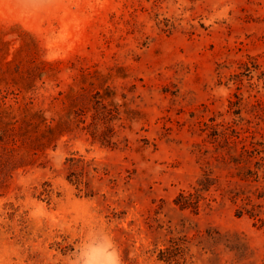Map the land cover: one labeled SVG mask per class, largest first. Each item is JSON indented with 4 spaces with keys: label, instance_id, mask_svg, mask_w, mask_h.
<instances>
[{
    "label": "rangeland",
    "instance_id": "rangeland-1",
    "mask_svg": "<svg viewBox=\"0 0 264 264\" xmlns=\"http://www.w3.org/2000/svg\"><path fill=\"white\" fill-rule=\"evenodd\" d=\"M93 217L124 264H264V0H0V264Z\"/></svg>",
    "mask_w": 264,
    "mask_h": 264
},
{
    "label": "clouds",
    "instance_id": "clouds-1",
    "mask_svg": "<svg viewBox=\"0 0 264 264\" xmlns=\"http://www.w3.org/2000/svg\"><path fill=\"white\" fill-rule=\"evenodd\" d=\"M63 264H124L118 243L101 217L83 221L75 250Z\"/></svg>",
    "mask_w": 264,
    "mask_h": 264
}]
</instances>
